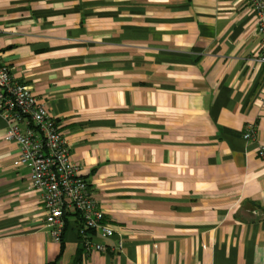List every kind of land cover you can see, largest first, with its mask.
<instances>
[{
    "label": "crops",
    "instance_id": "0c3cea01",
    "mask_svg": "<svg viewBox=\"0 0 264 264\" xmlns=\"http://www.w3.org/2000/svg\"><path fill=\"white\" fill-rule=\"evenodd\" d=\"M255 29L245 0H0V59L112 230L89 252L68 213L51 240L0 116V264H264Z\"/></svg>",
    "mask_w": 264,
    "mask_h": 264
},
{
    "label": "built area",
    "instance_id": "2783aa9c",
    "mask_svg": "<svg viewBox=\"0 0 264 264\" xmlns=\"http://www.w3.org/2000/svg\"><path fill=\"white\" fill-rule=\"evenodd\" d=\"M245 1L254 15L260 45L254 61L264 67V0ZM0 116L7 127L3 140L18 148L16 163L29 168L30 186L40 194L44 224L51 240L61 241L63 218L65 214L73 213L81 219L78 235L83 248L93 253L105 252V247L92 242L89 234L99 231L103 238H109L112 230L103 224V213L80 177L78 167L71 162L65 139L57 131L44 104L27 86L12 77L1 59ZM255 133V126H246L242 141L250 142ZM257 156L264 163V146H259Z\"/></svg>",
    "mask_w": 264,
    "mask_h": 264
},
{
    "label": "trees",
    "instance_id": "16d2710c",
    "mask_svg": "<svg viewBox=\"0 0 264 264\" xmlns=\"http://www.w3.org/2000/svg\"><path fill=\"white\" fill-rule=\"evenodd\" d=\"M66 215V214H65ZM76 216L78 217L79 221L81 222V219L79 218V216L76 214ZM63 221H64V228H65V225H66V221H65V216L63 218ZM92 233V232H91Z\"/></svg>",
    "mask_w": 264,
    "mask_h": 264
}]
</instances>
